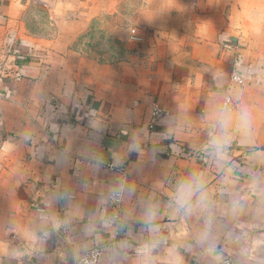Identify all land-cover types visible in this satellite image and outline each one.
Returning <instances> with one entry per match:
<instances>
[{
  "label": "crops",
  "instance_id": "crops-1",
  "mask_svg": "<svg viewBox=\"0 0 264 264\" xmlns=\"http://www.w3.org/2000/svg\"><path fill=\"white\" fill-rule=\"evenodd\" d=\"M112 2L0 0V264H73L96 245L99 264H138L156 241L153 264L173 248L181 264H260L264 0H140L122 35L137 53L116 67L83 40ZM33 4L48 27L32 26ZM124 166L116 226L107 203ZM193 178L202 187L180 207L177 185Z\"/></svg>",
  "mask_w": 264,
  "mask_h": 264
},
{
  "label": "rangeland",
  "instance_id": "rangeland-1",
  "mask_svg": "<svg viewBox=\"0 0 264 264\" xmlns=\"http://www.w3.org/2000/svg\"><path fill=\"white\" fill-rule=\"evenodd\" d=\"M124 1L113 0L111 4L112 6L111 8L116 9L118 13L112 15V17L101 16L100 18H98L97 32L83 39L86 43H88V49H87L88 52L92 54H96L97 58L101 57V59L103 60L113 59L114 63L112 65L114 66L116 63L118 65L120 64L122 56L125 57L127 54L131 55L132 53L134 54L137 51L135 45L130 46V43H128L129 45H126L127 43L126 39L123 38L122 35L125 36L126 27L128 29L138 27V23H137L138 17L136 15V9L137 6L140 5V0H127L125 2ZM31 8H32L31 12L33 13L32 26L34 25V27H36V29L38 30H40V28L44 29L48 27L49 24L45 20L47 19V15L46 13L45 15L44 13H42V9L44 8H41L35 4H33ZM121 8L123 10L120 13ZM1 50H3V48ZM2 53L6 54V52H2ZM4 67L6 66L4 65ZM6 68L12 70L9 67ZM96 68H103V65L97 64ZM14 75L16 78H18L21 74L17 72L14 73ZM99 75L100 74H98V76ZM258 261L260 264H264V255L263 257L258 259Z\"/></svg>",
  "mask_w": 264,
  "mask_h": 264
},
{
  "label": "built area",
  "instance_id": "built-area-1",
  "mask_svg": "<svg viewBox=\"0 0 264 264\" xmlns=\"http://www.w3.org/2000/svg\"><path fill=\"white\" fill-rule=\"evenodd\" d=\"M42 5H47L48 0H37ZM133 38L137 41L141 39L136 36V31H132ZM231 82L241 86L245 84V79L242 77L240 71L235 68L231 75ZM236 108V103L230 95H227L222 104L223 111H233ZM163 108L156 104L153 107L152 118L150 122V128H154L155 124L164 116ZM116 179L118 187L115 188L109 195L107 210L109 212V218L111 223L116 226L123 225L124 223V212H125V201H124V186L130 180V175L126 167H120L116 170ZM103 252L102 245H96L90 250L82 253L73 264H99L100 258ZM219 264H237V262L230 257L222 259Z\"/></svg>",
  "mask_w": 264,
  "mask_h": 264
},
{
  "label": "clouds",
  "instance_id": "clouds-1",
  "mask_svg": "<svg viewBox=\"0 0 264 264\" xmlns=\"http://www.w3.org/2000/svg\"><path fill=\"white\" fill-rule=\"evenodd\" d=\"M214 146H219L218 141L213 139L212 141ZM202 187V184L196 179L193 178L189 181H181L176 188L174 193V198L180 207H184L190 200L191 196L193 195L194 190ZM203 195V194H202ZM155 219V213L150 212L147 217V223L152 226V230L155 231V226L153 225V220ZM55 227H59V224H56ZM35 240V237H31ZM159 241L146 243L141 245L139 248L136 249L137 257H138V264H153L154 257L152 255L153 250L156 248ZM17 255H23V253H17ZM166 264H181V258L175 252V249L168 250V258L166 260Z\"/></svg>",
  "mask_w": 264,
  "mask_h": 264
}]
</instances>
